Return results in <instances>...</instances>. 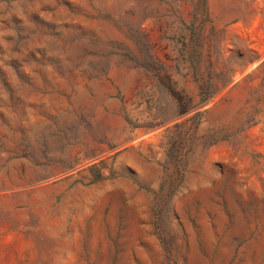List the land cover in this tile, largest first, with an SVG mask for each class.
<instances>
[{"label":"rangeland","instance_id":"1","mask_svg":"<svg viewBox=\"0 0 264 264\" xmlns=\"http://www.w3.org/2000/svg\"><path fill=\"white\" fill-rule=\"evenodd\" d=\"M0 264H264V0H0Z\"/></svg>","mask_w":264,"mask_h":264}]
</instances>
